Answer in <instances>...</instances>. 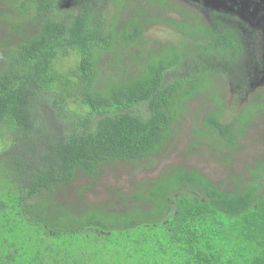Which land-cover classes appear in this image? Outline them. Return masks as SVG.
<instances>
[{"label": "trees", "instance_id": "1", "mask_svg": "<svg viewBox=\"0 0 264 264\" xmlns=\"http://www.w3.org/2000/svg\"><path fill=\"white\" fill-rule=\"evenodd\" d=\"M187 2L0 0V264H264V160L231 189L180 163L90 201L117 165L162 167L186 115L224 161L264 118L259 85L221 121L261 76L225 10Z\"/></svg>", "mask_w": 264, "mask_h": 264}, {"label": "rangeland", "instance_id": "2", "mask_svg": "<svg viewBox=\"0 0 264 264\" xmlns=\"http://www.w3.org/2000/svg\"><path fill=\"white\" fill-rule=\"evenodd\" d=\"M168 14L177 15L173 10L168 11ZM148 33L153 39L159 42L167 41L168 38L172 39L170 35L173 34L170 28L162 25H155L149 29ZM249 83H251L248 87L250 92L239 93L238 89L237 92H225L226 101L222 111L223 114H220L222 122L230 123L233 121L236 111L245 103V96H252L251 94H255L254 91L257 90L258 83L254 80H250ZM261 83L264 84V80H262ZM227 89L228 86L226 85L225 90ZM262 119H264L263 116L259 123L253 122L249 129L243 132L245 135L240 149L237 153L231 154L232 157L228 161H224V159L216 155V152H211L207 148V145H203L201 148L189 149L187 145L189 141H181L184 140L183 138L186 139L189 135L188 132L191 129V122L193 121L186 115L178 122L179 135L176 140L177 146L166 156V160L161 165L162 167H155L134 175L133 169L130 171L117 165L115 168H111L107 174L100 177L98 181L99 185L96 188L88 191L91 197L90 201L95 203L104 202L105 199L110 196V190L117 188L126 191L138 180L156 178L167 168L166 166L179 165L180 163L188 167H197L201 169L205 175L213 179L222 188L231 189L232 177L238 176L241 172L246 171L247 166H251L256 161L264 160V121H262ZM1 146L2 139L0 138V148ZM229 173H231V175H229Z\"/></svg>", "mask_w": 264, "mask_h": 264}, {"label": "flooded vegetation", "instance_id": "3", "mask_svg": "<svg viewBox=\"0 0 264 264\" xmlns=\"http://www.w3.org/2000/svg\"><path fill=\"white\" fill-rule=\"evenodd\" d=\"M193 1L198 8L202 3L204 4L203 10L199 8L201 14H208L209 9L222 10L221 8H223L225 10V17L233 19L234 31L240 36L243 47L248 50L244 57V61L248 63L244 64L247 74H260L261 81L264 80V0ZM187 3L192 4V0H188ZM192 5L195 7L194 4ZM207 5H211L212 8ZM259 85L264 86L261 82L257 84V86Z\"/></svg>", "mask_w": 264, "mask_h": 264}]
</instances>
